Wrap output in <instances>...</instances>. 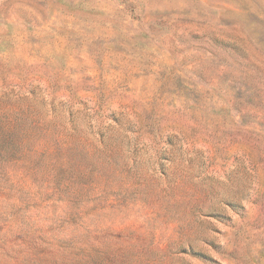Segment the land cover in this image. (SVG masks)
Masks as SVG:
<instances>
[{"label":"rangeland","instance_id":"374dc122","mask_svg":"<svg viewBox=\"0 0 264 264\" xmlns=\"http://www.w3.org/2000/svg\"><path fill=\"white\" fill-rule=\"evenodd\" d=\"M0 264H264V0H0Z\"/></svg>","mask_w":264,"mask_h":264}]
</instances>
